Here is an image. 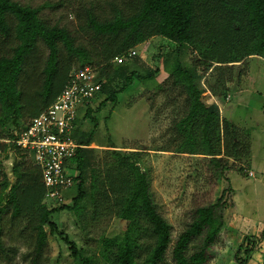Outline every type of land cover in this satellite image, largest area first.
<instances>
[{
    "label": "trees",
    "instance_id": "trees-1",
    "mask_svg": "<svg viewBox=\"0 0 264 264\" xmlns=\"http://www.w3.org/2000/svg\"><path fill=\"white\" fill-rule=\"evenodd\" d=\"M132 4L135 8L129 15L115 9L114 17L104 22L90 17L95 31L109 39L102 57L106 65L102 67L98 80L102 83L100 94L104 92L107 95L101 106L108 101L115 102L119 93L130 87L135 79L149 80L154 75V72L144 75L131 72L126 75V71L114 67V64H119L114 62L116 57L127 54L155 36L176 44L178 53L181 49L192 48L198 57L193 66L184 67L178 61L173 73L157 87L159 92L177 90L178 96L183 97L179 115L173 119L170 127V142L175 145L173 152L176 154L200 155L216 179L225 177L226 170L234 169L229 159L250 158V144L247 139L248 144H243L237 127L222 119L216 103L207 105L203 101L200 86L203 75L199 69L204 67V71L208 72L215 64H236L252 56L264 59V0H132ZM43 8H32L14 0H0V33L17 40L10 56L0 55V102L3 105L0 116L3 131L0 134L3 132L11 138L21 127H26L19 125L20 118L25 115L32 119L39 116L67 85L71 73L70 69H60V43L70 55L80 56L84 60L78 69L90 66L86 65L90 62L88 51L76 47L74 38L65 28L48 25L41 19L39 12ZM40 41L49 51L43 70L44 82L35 98L24 99L18 89L20 75L36 53ZM219 67L222 66H215L214 69H221ZM226 67L229 72L233 70V67ZM118 78L122 80L121 85H115ZM29 107H32L31 111ZM91 112L88 108L85 117L90 116ZM9 123L15 129L4 131ZM78 128L74 137L76 135L77 141L84 147L72 160L77 173L75 185L78 184L73 206L53 203L49 206L45 199L46 187L41 170L26 153L17 150L13 179L10 181L5 175L1 182L0 221L5 211L11 212L15 220H28L27 226L36 232V259L47 244L46 227H49L51 233L58 232L64 238L72 255L80 263L88 264V258L79 253L74 241L58 230L52 216L60 210L76 209L88 196H91V204L95 207L100 200H112L119 207L115 214L126 221V230L121 240H104L103 257L109 264H164L172 243L171 253L175 264H205L207 257L190 253L189 248L212 222L213 230L206 236L205 242L214 240L219 234L224 225V209L229 204L226 195L232 192V188L226 184V189L216 202L198 207L192 222L173 240L172 225L159 211L152 191L151 170L144 161L146 151L143 148L121 151L111 145L115 162L106 174H97L91 169L92 180L88 187L85 177L87 168H91L93 151L89 146L93 141L87 133L77 135ZM95 129L96 126L91 135ZM237 169L242 170L240 166ZM217 207H220L221 213L214 215L213 209ZM144 237H149L152 242L144 243ZM251 244L252 241L248 243ZM143 249H146V253L141 258ZM252 250L250 247L246 254L249 256ZM246 263L247 259L241 261V264Z\"/></svg>",
    "mask_w": 264,
    "mask_h": 264
},
{
    "label": "rangeland",
    "instance_id": "rangeland-1",
    "mask_svg": "<svg viewBox=\"0 0 264 264\" xmlns=\"http://www.w3.org/2000/svg\"><path fill=\"white\" fill-rule=\"evenodd\" d=\"M14 1L32 8L44 7L39 12L41 19L48 25L65 28L74 38L75 46L88 51L90 62L86 65L96 69L98 80L102 67L106 65L102 57L109 39L95 31L90 17L104 22L114 17L115 9L129 15L135 8L132 0ZM16 45L17 40L0 33L1 56H10ZM176 47V44L161 36L138 45L135 47L138 53L135 58H126L124 64H114V67L126 71V75L131 72L143 75L154 72L153 78L144 81L135 79L130 87L119 93L115 102L108 101L101 106L107 96L103 92L88 106L81 108L77 135L87 133L93 141L89 146L93 153L91 168L86 171L87 185L89 187L92 180L91 169L97 174H106L111 169L116 159L111 145L117 146V150L129 152L143 148L147 153L144 161L151 170L152 191L158 209L171 223L175 240L192 222L195 210L216 202L227 184L232 192L226 195L229 204L224 209L223 227L214 240L206 243V236L213 230L212 222L207 231L191 244L189 252L206 256L205 264H241L243 259H248L247 249L251 247V250H255L257 247L254 252L250 251L253 252L249 257L250 262L264 264V59L252 56L236 64H215L208 72L204 71V67L199 69L203 75L200 80L203 101L207 105L216 103L222 119L237 127L243 144L247 145V140L250 144V158L229 159L234 169L226 170L225 177L216 179L200 155L192 157L173 152L175 145L170 142L169 131L173 119L179 115L183 97L178 96L177 90L159 92L157 87L173 73L178 61L184 67L191 68L198 59L192 48L181 49L178 53ZM37 48L20 75L18 89L24 99L35 98L44 82L43 70L49 51L42 41ZM59 48L61 70L70 69L69 73H72L81 67L84 60L80 56L70 55L62 43ZM226 65L233 67V70L229 72ZM215 66L222 67L214 69ZM121 83L122 80L118 78L115 85ZM31 108L28 110L31 111ZM88 108L92 112L85 117ZM2 113L3 105L0 102V116ZM31 119L25 115L19 119V125H27ZM95 126V133L91 135ZM14 127L9 123L4 131H12ZM0 136L6 137L3 132ZM239 166L242 170L237 169ZM235 190L239 194L237 209L230 207L233 205L232 199L236 198ZM77 194L78 184L65 193L66 204L73 206V197ZM118 210L119 207L112 200H100L95 207L91 204V196H88L76 209L60 210L53 214L52 219L58 230L76 243L79 253L88 258V264H109L103 257L104 240H121L126 230V221L115 214ZM213 213L220 214V207L213 209ZM247 218L252 220L248 222ZM27 222L26 219H13L11 212L1 214L0 264H82L72 255L64 238L58 232L51 233L49 227H46L47 244L36 259V232L27 226ZM247 237L249 240H246ZM143 240L144 243L152 242L149 237ZM251 241L252 244L248 245ZM172 245L164 264H175ZM145 253L146 249H143L141 258Z\"/></svg>",
    "mask_w": 264,
    "mask_h": 264
},
{
    "label": "built area",
    "instance_id": "built-area-1",
    "mask_svg": "<svg viewBox=\"0 0 264 264\" xmlns=\"http://www.w3.org/2000/svg\"><path fill=\"white\" fill-rule=\"evenodd\" d=\"M137 54L133 49L116 57L114 62L122 64ZM101 90L96 69L91 66L77 69L54 102L14 138L0 136V189L5 175L9 180L13 178L15 154L21 150L42 172L45 199L58 206L66 204L65 193L75 185L72 160L84 147L74 137L78 116L81 108L97 98Z\"/></svg>",
    "mask_w": 264,
    "mask_h": 264
},
{
    "label": "crops",
    "instance_id": "crops-1",
    "mask_svg": "<svg viewBox=\"0 0 264 264\" xmlns=\"http://www.w3.org/2000/svg\"><path fill=\"white\" fill-rule=\"evenodd\" d=\"M256 189V187L254 186V190ZM235 193H236V190H235ZM235 195V194H234ZM236 198H233L232 199V204L233 205H230V207H233L234 206V209H237V206H239L238 204H239V200H238V198H239V194H238V192L236 193V196H235ZM255 212H257V210L255 209L254 210ZM247 219H249L248 220V222H250L252 219H250V218H247ZM236 220H238V221H240L239 219H236ZM257 248V247H256ZM256 248H255V250H256ZM255 250H253V252L255 251ZM253 252L252 253H250L249 254V256H248V259H247V263L246 264H251V262H250V258H251V255L253 254ZM250 257V258H249Z\"/></svg>",
    "mask_w": 264,
    "mask_h": 264
}]
</instances>
